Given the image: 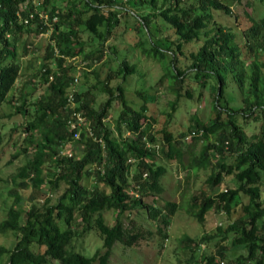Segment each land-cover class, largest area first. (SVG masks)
<instances>
[{
	"label": "trees",
	"instance_id": "16d2710c",
	"mask_svg": "<svg viewBox=\"0 0 264 264\" xmlns=\"http://www.w3.org/2000/svg\"><path fill=\"white\" fill-rule=\"evenodd\" d=\"M24 3L28 6L23 7ZM127 4L139 10L134 13ZM31 9L35 11L34 17L24 22V16ZM212 9L237 18L224 0H69L64 6L53 4L48 10L43 3H39L35 10L32 0H0V102L20 70V64L15 60V40L23 31L50 29L46 58L57 66L52 68L47 60L43 63L40 77L42 83H46L45 91L30 102L33 115L22 124L26 131L24 140L27 141L22 151L30 155L12 175L13 185L8 193L13 202L0 219V233L12 231L16 240L12 247L0 243V264L2 261L4 264H93L95 260L99 264H108L116 241L135 245L151 231L124 224L122 215L137 204L145 205L152 216L168 224L176 209L175 201H168L160 207L143 200L144 194L158 193L163 189L161 177L166 166L157 161L156 151L169 160H181L186 151L184 138L201 128V134L191 136L192 140H203L191 163L194 168L210 167L211 172L201 189L191 195L187 210L201 222L213 206L231 215L235 213L225 226L218 225L216 232L199 236L183 234L178 238L191 252L185 264H220V260L226 264H264V59L260 57V51H264V13L256 17L247 13L250 25L247 30L242 29V34L250 35L257 47L248 42V49L244 52L236 41L237 32L217 21ZM39 11L48 13V22L40 18ZM120 13L132 14L137 22L135 29L139 31L151 32V25L157 18L160 25L172 28L174 37L168 41L161 43L151 36L149 46L141 39L136 44L142 45L144 54L159 60H163L168 52L172 55L164 73L172 84L179 83L175 88L176 99L171 102L172 109L176 108L180 96H192L189 87L181 91L185 77H212L215 83L213 117L207 121L196 118L177 135L164 124L159 130L163 143L156 147L157 139L150 127L155 116L148 111L144 91L136 90L143 98L136 107L128 101L122 83L111 84L119 75L125 80L135 71V64L127 59L120 61L116 68L109 67L103 78L92 69V83L68 92L74 75L67 57L81 54L84 59L101 58L103 41L119 23ZM54 15L57 18L52 20ZM209 23L214 24L212 35L205 30ZM154 27L159 28L158 25ZM82 31H88L91 40L97 39L98 47L87 48ZM259 35L260 39L257 38ZM202 36L204 39L197 50L187 54L185 45L199 41ZM11 42L13 46L10 47ZM179 54H186L190 63L178 64ZM247 57L251 60L245 63ZM228 72H232L243 92V104L238 107L230 106L224 95ZM91 87L105 92L107 97L97 101ZM30 93L28 90L21 94L22 100L16 105V111H29ZM113 100L122 104L114 123L116 134L105 123ZM73 111H80L89 119L92 134L82 129L79 138L72 137L73 130L67 120L74 117ZM168 115L171 116V112ZM240 118L244 121L259 119V131L248 138ZM124 130L129 133L125 135ZM210 135H214V140H210ZM73 140L82 146V153L78 156L71 151L70 155L62 152L65 144ZM228 155H231L230 159ZM129 157L134 160L129 161ZM48 161L53 169L46 179L42 167ZM90 173L94 181L88 186L83 178ZM227 175L233 178L234 186L225 182ZM42 180L49 182L51 187H57L62 180L65 188L55 202H50L46 196L39 204L30 196L28 208H23V197L18 189L36 186ZM222 182L226 183L224 189L216 194L209 192ZM238 195H245L246 201L237 200ZM104 209L114 210L113 223L105 220ZM91 228L102 236L103 250L97 248L88 255L76 249L72 241ZM216 237L220 238L215 243L216 252L204 253L197 258L195 251L202 242H210ZM227 239L232 244H244L246 252L231 255L227 244L220 242ZM6 252L8 257L2 260Z\"/></svg>",
	"mask_w": 264,
	"mask_h": 264
},
{
	"label": "rangeland",
	"instance_id": "374dc122",
	"mask_svg": "<svg viewBox=\"0 0 264 264\" xmlns=\"http://www.w3.org/2000/svg\"><path fill=\"white\" fill-rule=\"evenodd\" d=\"M37 1L43 3L48 10L53 4L64 6L69 0H48L46 4L45 0ZM224 1L231 6L237 18L233 14L230 15L222 10L215 9H212L213 15L217 21L225 26H231L232 30L237 32L236 41L238 46L241 51L246 52L248 49L247 43L253 42L250 35L247 37L242 34V29L247 30L250 25L247 13L252 14L254 17L264 13V1ZM127 7L131 8L134 13L139 10L129 4H127ZM136 24V18L132 14L120 13L119 23L113 28L109 38L103 41L104 53L101 58L84 59L81 54L67 57V62L72 65L71 73L74 75V80L68 86V92L71 93L72 90L78 87L86 88L92 83L94 81L92 69L99 72V78H103L109 67L116 68L123 59L134 63V72L128 74L125 80L119 75L112 80L111 84L116 86L118 83H122L128 101L136 107L143 101L142 96L136 90L144 91L145 100L149 106L148 111L155 116V121H152L150 127L156 136V147H158L159 144L163 143L162 134L159 130L164 124H167L168 128L177 135L180 131L186 130L194 119L207 121L214 116L213 93L215 83L210 76L185 77L180 87L181 91L184 92L189 87L192 96H180L177 99L176 108L172 109L171 102L176 99L175 88L179 87V83L172 84L164 76L165 68L172 55L168 52L163 60H159L153 55L144 54L142 45L136 44L141 39L146 46H149L151 36L158 38L161 43L164 40L168 41L169 38L174 37L172 28L169 25H160L158 18L152 23L151 32L149 30H136ZM155 25H158L159 28H155ZM35 26L34 23L33 27ZM205 30L208 31L209 35H212L214 24L209 23ZM81 34L86 40L87 48L94 49L98 47V40H91L88 31H82ZM257 38L260 39L261 36L259 35ZM203 39L202 36L197 42L187 43L184 47L185 52L188 54L191 50H197ZM50 40V29L42 32L23 31L20 37L15 40V60L20 64V70L11 89L0 102V219L5 216L7 207L13 202V197L8 193L13 185L12 175L30 155L22 151L23 145L27 144V141L24 140L26 131L22 129V124H25L26 120L33 115L30 102L45 91L46 83L41 81L40 69L42 70L43 63L46 60L50 62L52 68L57 67L52 60L46 58L47 43ZM255 45L256 43L253 42V46L256 48ZM1 46L0 42V48ZM11 46H13L12 42ZM260 52V57L264 59V51ZM250 60L251 57H247L245 63L250 62ZM177 62L185 66L190 63V59L186 54H179ZM91 89L95 93L97 101L104 100L107 97V94L100 92L98 88L91 87ZM28 90L31 92L28 96L29 111H16V105L22 100L21 94ZM224 95L230 106L238 107L243 104V92L233 79L232 72H228L226 75ZM121 108L122 104L118 100H113L108 115L105 117V123L113 130L114 134H116L115 119L118 117ZM169 112H171V116L168 115ZM222 116L225 118L224 114ZM240 121L243 122V128L248 138L253 132L259 131V119L249 118L244 121L240 118ZM14 126H17V128L13 129ZM128 133L124 130L125 135ZM210 140H214V135H210ZM76 141L67 142L62 152L71 151L76 156L80 155L82 146L78 145ZM202 143L203 140L201 139L192 140L191 137H185L184 148H186V151L181 160H169L162 156L159 151H156L157 161L166 166V172L161 177L163 189L158 193L144 194L143 200L160 207L168 201H175V212L169 217V223L163 224L158 218L150 214L145 205L137 204L133 206L130 211L122 215L124 224L133 228L140 226L151 231L146 233V237L140 239L135 245H126L116 241L108 264H185L191 252L189 248L183 247L179 242L178 238L180 236L183 234L199 236L206 232H216L218 225L225 226L231 221L235 212L231 215L214 206L206 212L204 222L199 221L187 210L191 195L201 189L204 180L211 172L210 167H192V157L199 152ZM15 153L17 155L13 156ZM230 158L231 155H228V159ZM51 169H53V166L49 161L43 165L42 175H45L44 178L47 179L51 176ZM93 181L94 176L91 173L84 175L83 182L86 185L90 186ZM226 181L231 186L235 185L230 175L225 177ZM225 182L215 185L209 192L216 194L225 188ZM64 188L65 183L62 180L57 187H51L49 182L43 181L36 186L19 188L18 190L23 197L21 206L28 208L30 196H33L39 204L43 202L46 196H49L50 202H55ZM262 188V195L264 196V184ZM236 199L246 201L247 197L238 195ZM103 215L108 223L114 222L115 212L113 209H104ZM158 226H161L160 231ZM218 239L220 238L216 237L210 242H202L200 248L196 249L195 256L200 258L204 253L216 252L215 243ZM15 240L16 235L12 231L0 233V243L8 247H12ZM220 242L227 244L231 255L246 252L244 244H232L228 239L220 240ZM102 243V236L95 228L87 230L82 236H78L72 241L76 249L83 250L88 255H91L97 248H101L102 251ZM7 257L8 252L4 253L1 259L6 260ZM4 262L2 261L1 264H4ZM93 264H99L98 260H95Z\"/></svg>",
	"mask_w": 264,
	"mask_h": 264
},
{
	"label": "built area",
	"instance_id": "2783aa9c",
	"mask_svg": "<svg viewBox=\"0 0 264 264\" xmlns=\"http://www.w3.org/2000/svg\"><path fill=\"white\" fill-rule=\"evenodd\" d=\"M32 3L34 5V9L36 10L37 5L39 4V2L37 0H32ZM28 5L26 3L23 4V7H27ZM35 15V11L34 10H29L28 14L26 16H24L23 21L24 22H29V20L31 18H33ZM39 16L41 19H43L45 22H48V13L47 12H43V11H39ZM57 18V15H54L52 17V20H55ZM70 99L72 100V96H70ZM73 116L74 117H70L67 121H68V125L69 127L73 130L72 132V137L74 139L79 138L80 137V132L82 129H86L90 134H92V130L90 127V121L89 119L83 115L80 111H73ZM203 132V129L201 128L199 131L195 132H191L189 134L186 135V137H191L194 134H201ZM63 151V149H62ZM63 153H67V154H71V152H63ZM129 161L134 160L133 157H129L128 158ZM146 174V172H144V175ZM220 264H226L224 260H220Z\"/></svg>",
	"mask_w": 264,
	"mask_h": 264
}]
</instances>
